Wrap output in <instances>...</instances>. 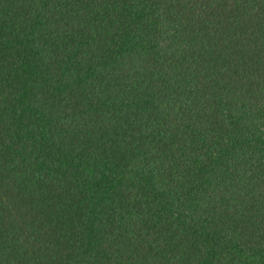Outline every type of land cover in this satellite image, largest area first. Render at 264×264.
Masks as SVG:
<instances>
[{
	"label": "trees",
	"instance_id": "trees-1",
	"mask_svg": "<svg viewBox=\"0 0 264 264\" xmlns=\"http://www.w3.org/2000/svg\"><path fill=\"white\" fill-rule=\"evenodd\" d=\"M0 264H264V0H0Z\"/></svg>",
	"mask_w": 264,
	"mask_h": 264
}]
</instances>
